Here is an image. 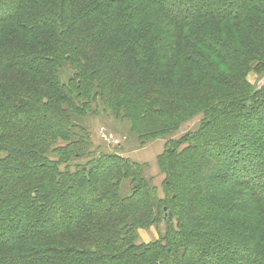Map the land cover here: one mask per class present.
Instances as JSON below:
<instances>
[{"label":"trees","instance_id":"1","mask_svg":"<svg viewBox=\"0 0 264 264\" xmlns=\"http://www.w3.org/2000/svg\"><path fill=\"white\" fill-rule=\"evenodd\" d=\"M196 1L0 0V264H264V84L246 75L264 68V0ZM98 98L143 143L205 115L158 158L164 198L129 158L70 142V113ZM161 221L163 239L137 243Z\"/></svg>","mask_w":264,"mask_h":264},{"label":"rangeland","instance_id":"2","mask_svg":"<svg viewBox=\"0 0 264 264\" xmlns=\"http://www.w3.org/2000/svg\"><path fill=\"white\" fill-rule=\"evenodd\" d=\"M197 2V3H196ZM195 4L196 8L200 5L202 8V0H197ZM236 2H229L227 6L230 7H235L237 4H235ZM192 2L191 0H185V6L186 8L192 7ZM199 6V7H200ZM200 9V8H199ZM199 12V11H198ZM201 12V11H200ZM199 25H201V23H199ZM247 75V80L248 82L253 85V86H257V87H261L264 84V68H262L259 72L255 69H252L250 72H248ZM59 78L61 80L62 83L64 84H70V82H72V80L74 79V75H73V71H72V67L70 64H64V66L60 67L59 69ZM99 95H101L99 93ZM101 99L98 98L96 102H93V109L91 111H88L86 115L83 114H77L74 112L70 113V117L73 121V124L76 125L80 128L79 130H75V132L72 133V135L70 136V142H73L74 140H77L79 138L82 139V141L84 142V148L87 147V152H94L95 155H97V153H102L101 151H103V145L104 142L107 141V139H110L111 137L113 139L119 140L121 142H123V144L125 143V139H121V137L124 135H126L127 133H133L132 135H135L139 138V135H137L136 131L133 130V124L132 121L130 119H127L126 117H124L123 114H115L114 112L111 111H107L104 112L103 108L101 106ZM205 118V115L203 113H200L196 116H194L193 118H190L187 122H185L179 130H175L172 131L170 133H167L165 135H160V137L155 138L154 140H149V141H145L146 143H143L141 140L139 141V148H142L143 146H147L150 142H154L156 140H160L163 142V144L165 145V149L166 147L170 146L169 141L173 140L170 138H173L175 136L176 139H180L181 137H184L185 134L187 133H194L196 132L200 127L201 124L203 122V120ZM256 129V128H254ZM222 130V129H220ZM217 130L216 132L220 131ZM244 134H246V131H243ZM76 135V136H75ZM75 136V137H74ZM225 137H227V132H225V135H223ZM115 137V138H114ZM169 143V144H168ZM69 144V142L66 141H58L57 144L53 145V147L50 149V151L47 153V160L48 161H54V162H58L61 159V155H60V148L63 147L65 148L67 145ZM124 146H121L120 148H115L120 152H123L122 150L126 151V148H123ZM184 147L180 146L178 147V150L180 151V149H182ZM86 150V149H85ZM110 151H113L111 149H109ZM108 150V151H109ZM86 152V151H85ZM212 155V158H216L217 157V152L216 150H212V152H209ZM94 155V156H95ZM8 156V154L6 152H0V159L6 158ZM64 156V155H63ZM62 156V157H63ZM93 158V156H92ZM90 160V156L88 153H85L84 155L80 156V158H76L73 159L70 163H69V172L70 173H75L76 169L81 166V165H85L87 164ZM231 163H228V165ZM64 169V168H62ZM75 171V172H74ZM151 172V170H150ZM103 174V173H102ZM132 177L134 178V175L132 174ZM132 181V180H131ZM185 184H188V182L185 181ZM131 189L130 186V181L127 180L124 182V184L121 186V192L125 193V192H129ZM95 190H87V191H79L75 190V196L74 197H66L64 198V201L61 204L60 208V212L63 214H67L69 213V209L72 207V205L78 206V205H83L85 204L87 201H90L92 199V197H94V195H92L94 193ZM158 194L160 197L164 198V192H163V187L158 190ZM22 209V208H21ZM20 214H15L17 212L11 213V215H13L14 217V222L12 224H7V226L9 225L10 227H15V229H17L18 227H22L23 226V222H27V216L22 210H20ZM7 216H4V214L2 215V213L0 212V219L2 221H4L7 217H11L10 214H6ZM15 224V225H14ZM21 224V225H20ZM156 227V228H154ZM150 229V233L145 234L142 237H138L137 243H141V242H148L151 243V241H157V240H161L165 237L167 231H168V225L165 221H161L159 225L154 226ZM8 228V227H7ZM18 230V229H17ZM3 230H0V234L3 233ZM140 231H146V230H140ZM19 232V230H18ZM8 233V232H7ZM141 233V232H140ZM6 236V235H5ZM10 236V234H7V238ZM12 236V235H11ZM10 236V237H11ZM26 240H19L17 239H13L11 241L8 240V243H16V242H25ZM9 244V245H11ZM142 244H147V243H142ZM9 245L7 248H10ZM10 249H7L5 253L1 254L0 253V257L2 255H5L9 251ZM1 252H4V249H0Z\"/></svg>","mask_w":264,"mask_h":264},{"label":"crops","instance_id":"3","mask_svg":"<svg viewBox=\"0 0 264 264\" xmlns=\"http://www.w3.org/2000/svg\"><path fill=\"white\" fill-rule=\"evenodd\" d=\"M132 134L133 133H127L126 135H124L125 144L123 148H126V151L124 150H122L123 152L118 151L117 154L129 158L133 163L140 165L142 167V175L145 178V180L149 183L151 187H155L158 190H160L163 187L165 176L160 168L158 158L160 155L164 153L165 145L160 139L154 142H150L147 146L145 145L142 148H139L140 139ZM170 139L176 140L175 136ZM150 230L148 229L143 232L139 231V237H141L142 233H143L142 237L145 234L150 233ZM142 243H149V241L141 242L139 244Z\"/></svg>","mask_w":264,"mask_h":264},{"label":"built area","instance_id":"4","mask_svg":"<svg viewBox=\"0 0 264 264\" xmlns=\"http://www.w3.org/2000/svg\"><path fill=\"white\" fill-rule=\"evenodd\" d=\"M264 78V75H263ZM115 138V137H114ZM121 139H125V137H121ZM125 144V143H124ZM123 142L113 139L112 137L110 139H107L106 142H104L103 150L108 151L109 149L113 150L114 152L118 153V150L115 148H120L121 146H124ZM110 151V150H109ZM112 151V152H113Z\"/></svg>","mask_w":264,"mask_h":264}]
</instances>
